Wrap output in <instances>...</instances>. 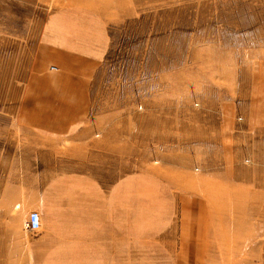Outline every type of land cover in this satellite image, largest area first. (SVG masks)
Segmentation results:
<instances>
[{
	"label": "rangeland",
	"instance_id": "rangeland-1",
	"mask_svg": "<svg viewBox=\"0 0 264 264\" xmlns=\"http://www.w3.org/2000/svg\"><path fill=\"white\" fill-rule=\"evenodd\" d=\"M89 1L111 48L95 77V129L84 141L108 133L106 157L122 162L127 204L112 167L113 210L127 207L134 231L152 219L187 231V264H264L237 262L248 232L264 229V0ZM41 20L0 19V187L23 188L24 176L39 170L35 148L52 153L17 121ZM70 146L56 141V158L68 159L62 150ZM28 202L0 198V224L37 234L26 229ZM205 225L223 237L201 255Z\"/></svg>",
	"mask_w": 264,
	"mask_h": 264
},
{
	"label": "crops",
	"instance_id": "crops-1",
	"mask_svg": "<svg viewBox=\"0 0 264 264\" xmlns=\"http://www.w3.org/2000/svg\"><path fill=\"white\" fill-rule=\"evenodd\" d=\"M95 6L89 0H0V10L8 15L0 14V19H43L41 30L32 34L31 72L17 121L23 132L38 137L52 152L34 149L41 153L39 170L24 176L23 188L10 181L0 187L1 199H28L25 209L38 212L41 221L37 234L22 225L0 224V264H187V231L165 229L166 223L160 229L155 219L153 227L134 231L128 228L134 220L127 207L113 210L112 167L121 204H127L128 181L120 178L122 162L113 164L106 157L112 150L106 148L108 133L103 140L84 141L95 129L89 127L95 77L111 48L110 32ZM19 8L28 10L29 17L19 16ZM56 141L71 142L62 150L68 159L56 158ZM77 152L93 154L85 158L73 154ZM30 163L27 168L34 167ZM205 231L209 233L202 232L201 255L208 252L209 242L210 248L218 247L222 236ZM261 232H248L243 259L237 262L255 263L258 257L264 263Z\"/></svg>",
	"mask_w": 264,
	"mask_h": 264
},
{
	"label": "built area",
	"instance_id": "built-area-1",
	"mask_svg": "<svg viewBox=\"0 0 264 264\" xmlns=\"http://www.w3.org/2000/svg\"><path fill=\"white\" fill-rule=\"evenodd\" d=\"M41 228L40 215L38 212L34 211L30 213L28 222L26 224V229L33 233H38Z\"/></svg>",
	"mask_w": 264,
	"mask_h": 264
},
{
	"label": "bare ground",
	"instance_id": "bare-ground-1",
	"mask_svg": "<svg viewBox=\"0 0 264 264\" xmlns=\"http://www.w3.org/2000/svg\"><path fill=\"white\" fill-rule=\"evenodd\" d=\"M260 207V206H259ZM262 210V209H261ZM262 213V212H261Z\"/></svg>",
	"mask_w": 264,
	"mask_h": 264
}]
</instances>
